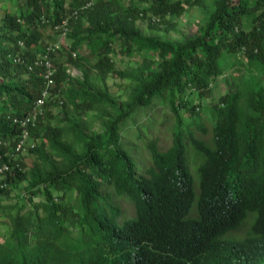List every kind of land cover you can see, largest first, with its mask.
Segmentation results:
<instances>
[{"label":"trees","instance_id":"obj_1","mask_svg":"<svg viewBox=\"0 0 264 264\" xmlns=\"http://www.w3.org/2000/svg\"><path fill=\"white\" fill-rule=\"evenodd\" d=\"M4 1L16 4L0 23V166H11L0 181V222L9 227L0 264H262L264 0H94L82 11L93 0ZM194 7L211 9L209 17L182 41L138 27L148 20L175 31L170 18ZM74 11L69 45L52 55L56 85L31 132L35 162L26 169L10 157L21 133L13 119L32 110L45 81L13 58L28 63L46 42L54 45L56 27ZM118 47L141 59L117 68ZM59 52L81 77L55 60ZM95 78L118 80L122 98ZM219 83L226 92L217 98ZM155 100L173 115L172 144L149 142L150 162L141 165L124 125ZM55 106L66 114L57 117ZM21 183L26 203L5 204ZM246 224L243 238L233 236Z\"/></svg>","mask_w":264,"mask_h":264},{"label":"rangeland","instance_id":"obj_2","mask_svg":"<svg viewBox=\"0 0 264 264\" xmlns=\"http://www.w3.org/2000/svg\"><path fill=\"white\" fill-rule=\"evenodd\" d=\"M213 0H208V3L211 4ZM124 3L128 5L129 0H124ZM16 2L4 1L0 4V23L2 18L4 17L6 10L8 8L15 9ZM211 9H201L198 7H194L190 9L186 14L181 17H171L170 19L177 23V30L166 32L160 31L154 28H151L149 25V21H138V27L146 36H153L158 39L167 41V42H177L182 41L185 33H189L190 31L197 30L201 28L206 20L209 17V12ZM47 33H50V30H47ZM56 38V42H60L61 46L67 47L69 45L68 37L63 38L60 36H53ZM51 42H46L40 50H36V54H42L48 45ZM121 47L117 48V54L114 55V60L117 68L119 69H127L132 65L138 63L141 59V55L132 54L131 56H124L121 53ZM61 51V50H60ZM77 54H80V51H75ZM55 60L60 61L63 64H66L69 67V74L73 78L81 77V72L77 70L72 63L68 60V56L65 53H56ZM264 80V76L262 78ZM98 88L102 90H108L112 95L116 98L121 99L123 91L120 90L117 86L118 80H107L101 81L97 78L92 81ZM68 87V85L66 86ZM226 92V88L222 84H218L215 87L214 95L215 97H219ZM59 98V97H57ZM65 107H53V112L57 117H62L66 114ZM173 115L170 109L165 105L163 101L155 100L154 104L149 108L139 109L138 112L134 113L124 125V142L133 150L136 160L141 164L145 165L150 162L148 157V148L146 145L152 140L158 139L159 145L163 149H167L171 146V136H170V126L173 123ZM34 145L35 142L33 141ZM34 147V146H33ZM32 148V147H31ZM18 160H21L25 164V168L29 169L35 162V156L29 153V150H26L19 154L16 157ZM191 162V161H190ZM191 168L195 173L193 162H191ZM25 169V170H26ZM6 179V177H4ZM0 181H3V177H0ZM26 183L17 184V186H13L10 190V194L8 198L4 200V203L7 205H23L26 203ZM198 189V187H197ZM70 195L74 196V193H70ZM120 203L123 206L124 211L128 214V216H133V206L130 202L126 201L125 198L120 199ZM28 208L30 204L26 205ZM18 208L13 210V213H17ZM3 218V217H2ZM5 219V218H3ZM3 221V220H2ZM0 223H3V222ZM5 221H8L5 219ZM8 223V222H7ZM10 225V224H8ZM249 227V224H246L243 229L233 234V236L238 238H243L246 235V231ZM9 231V227L5 226L4 223L0 224V237H4V235Z\"/></svg>","mask_w":264,"mask_h":264},{"label":"built area","instance_id":"obj_3","mask_svg":"<svg viewBox=\"0 0 264 264\" xmlns=\"http://www.w3.org/2000/svg\"><path fill=\"white\" fill-rule=\"evenodd\" d=\"M94 0L91 3H88L84 6L80 11L88 8L93 4ZM80 11H74L73 14L65 19L60 25L56 27V30L61 32V37L66 38L68 35V29L70 26V19H75L78 17ZM153 22H159V19L156 17L153 18ZM23 46V44H20ZM61 49V43L58 42L55 45H51L46 48V50L34 58L33 61L25 63L19 55L13 58L15 63L25 64L28 68L29 72H35L40 70V75L43 77L45 81V85L42 90L41 97L35 102L32 110L24 116L16 117L13 119V123L20 128L21 133L19 135V141L17 143L16 148L10 153V157L14 160H17V156L22 152L28 150L29 148L34 146L32 130L37 127L41 119L45 115L46 107L49 98L52 95L53 89L56 85V69L53 65V57L52 55ZM76 56V53L74 54ZM61 104H63L61 102ZM6 145V144H5ZM11 170V166L8 163H4L0 166V177H4Z\"/></svg>","mask_w":264,"mask_h":264},{"label":"clouds","instance_id":"obj_4","mask_svg":"<svg viewBox=\"0 0 264 264\" xmlns=\"http://www.w3.org/2000/svg\"><path fill=\"white\" fill-rule=\"evenodd\" d=\"M60 37H61V36H60ZM56 43H58V42H56ZM56 43H55V44H56ZM55 44H54V45H55ZM49 46H51V45H49ZM49 46H47V47H49ZM262 264H264V261H263V263H262Z\"/></svg>","mask_w":264,"mask_h":264}]
</instances>
